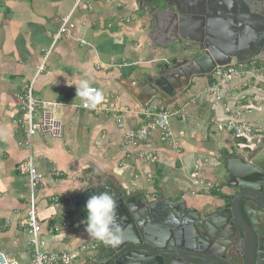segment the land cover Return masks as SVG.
Instances as JSON below:
<instances>
[{"label":"crops","instance_id":"1","mask_svg":"<svg viewBox=\"0 0 264 264\" xmlns=\"http://www.w3.org/2000/svg\"><path fill=\"white\" fill-rule=\"evenodd\" d=\"M71 12L75 29L55 41L53 36L61 19ZM150 18L138 10L136 0H0V252L9 260L31 264L33 255L26 225L27 179L19 170L25 158L18 144L23 133L17 123L21 97L32 81L38 108L42 109V102L54 103V108H47L63 120L65 127L61 138L37 135L34 140L35 162L44 175L38 213L45 248L74 249L91 240L82 223L86 212L81 218L76 210H86L88 200H78L77 196L89 184L96 186L99 178L112 181L114 188L120 185L129 195L143 193L146 199L144 179L132 181L137 166L125 154L116 119L121 117L126 126L137 127L146 119L145 110L159 106V98L144 103L136 98L144 95L143 88L135 82L144 78L147 68L173 55L153 47L148 34ZM78 39L88 44L80 45ZM46 50L50 53L45 68L36 76ZM85 79L99 92L104 106L128 107L130 112H89L85 101L77 96L76 85ZM193 100L198 109L190 115L196 121L194 117V123L186 121L184 115L173 120L177 123L173 130L180 143L179 151L158 143L159 160L145 166V170L152 172L155 181L149 186V200L162 192L167 200L184 201L187 209L194 208L202 214L214 211L220 204L218 194L232 192L222 185L221 178H228L224 158L234 152L230 151L231 139L211 127L213 111L208 103L202 96ZM184 101L186 97L180 93L167 104L183 107ZM196 162L205 166L204 176L215 184L210 193L218 197L216 200L172 197L175 190L179 192L178 185L186 187ZM172 182L177 187H169ZM54 197L59 199L57 206L53 204ZM6 221L8 226L4 225ZM64 221L70 223L69 227L56 233L50 231ZM102 245L101 242L97 251ZM97 251L83 253L75 264H84Z\"/></svg>","mask_w":264,"mask_h":264},{"label":"water","instance_id":"2","mask_svg":"<svg viewBox=\"0 0 264 264\" xmlns=\"http://www.w3.org/2000/svg\"><path fill=\"white\" fill-rule=\"evenodd\" d=\"M147 13L153 47L173 55L149 66L141 81V103L175 98L198 76L209 77L217 65L264 62V0H136ZM253 49L249 58H242ZM154 60H151V63ZM183 82V88L178 83ZM178 89V90H177ZM226 186L214 211L202 214L171 202L162 192L151 200L129 195L120 185L102 181L78 200L101 192L118 202L122 243L102 245L84 264H264V142L245 156L224 158ZM112 189V190H111Z\"/></svg>","mask_w":264,"mask_h":264},{"label":"built area","instance_id":"3","mask_svg":"<svg viewBox=\"0 0 264 264\" xmlns=\"http://www.w3.org/2000/svg\"><path fill=\"white\" fill-rule=\"evenodd\" d=\"M80 0H77V3ZM88 7H91L88 4ZM75 29L72 12L61 19L58 32L53 36L56 41L64 35H71ZM80 45L88 44L85 39H78ZM50 53L46 50L43 62L37 67L36 76L44 70V62ZM257 61H231L225 65H217L208 78V84L202 95V100L211 107L213 115L209 123L217 134L229 137L233 153L236 150H253L256 144L264 142V69L254 66ZM33 82V81H32ZM26 85L25 93L21 97L20 112L17 119L19 128L23 133L19 146L25 152V158L19 165V170L26 175L28 196L27 203V232L30 235L29 245L32 247L31 264H75L87 251H97L101 242L92 239L82 243L77 248L66 250H48L45 248L46 240L42 235V224L39 221L38 196L44 175L35 162L34 140L37 135L52 138H61L64 132L63 120L56 116L47 105L54 103H39L33 96V83ZM96 91V88L91 87ZM84 107L94 115L102 113L130 112L128 107L108 108L99 101L95 104L84 103ZM54 108V106H53ZM219 109V110H217ZM145 121L137 127H128L121 117H117V127L122 131L123 149L131 163L137 166V172L132 181L146 182L153 179V174L145 170V166L153 165L159 160L157 154L158 143L168 147L174 152L180 149V143L174 134L173 120L182 114L178 108H168L161 104L155 108L147 109L143 113ZM157 139L156 143L154 139ZM142 167L140 171V167ZM143 170V172H142ZM205 166L196 162L188 179V190L192 195L208 193L215 184L204 176ZM140 190H143L140 188ZM58 197L53 198V204L58 205ZM5 226L9 225L6 221ZM70 223L64 221L60 226L50 228L51 232H60L69 227ZM0 264H20L9 260L0 252Z\"/></svg>","mask_w":264,"mask_h":264},{"label":"clouds","instance_id":"4","mask_svg":"<svg viewBox=\"0 0 264 264\" xmlns=\"http://www.w3.org/2000/svg\"><path fill=\"white\" fill-rule=\"evenodd\" d=\"M77 87V96L89 104L98 103L101 99L98 91L91 89L88 80H82ZM118 202L113 194L101 192L90 197L86 203L87 218L85 231L92 239L102 242L106 246H119L124 237L123 226L118 220Z\"/></svg>","mask_w":264,"mask_h":264},{"label":"rangeland","instance_id":"5","mask_svg":"<svg viewBox=\"0 0 264 264\" xmlns=\"http://www.w3.org/2000/svg\"><path fill=\"white\" fill-rule=\"evenodd\" d=\"M233 61H235V60H233ZM254 66L257 68H261L262 70L264 69V63L261 61L255 62ZM136 71H139V70L136 69ZM140 73H141V71H140ZM143 73L144 72H142L140 75H143ZM207 84H208V78L206 76H198V77H194L192 79V83H191L190 87L188 88V90H186L184 92V96L186 97V101H184L183 104H185V105H183V107H179V106L177 107L180 110V113L182 115H184L183 116L184 120L194 123L195 116H193L194 117V119H193V117L190 115V112L193 111L194 109H198V106L194 103L193 99H196L197 97L203 95V93L205 92ZM262 87H264V85ZM164 105L167 106L168 108H173V106L169 107L167 102H164ZM195 121H196V119H195ZM173 122H174L173 123L174 126H177V123L175 121H173ZM248 152H249V149L248 150H241V151L236 150L234 153L237 156H245L248 154ZM220 169H221L220 171L222 173L225 172V170H223V167ZM204 173H206V171H204ZM225 179L227 180V176H223L221 178L222 185L226 184ZM144 182H145V184L143 185V188H144V192H145V197H146V199H149L150 198L149 186L152 185V183L155 181L152 180L151 182H146V181H144ZM168 186L169 187H177V185L174 184L173 182L171 184H169ZM185 186L186 187H181L180 185H178L179 192L177 193V190H175L172 197L176 198L178 195L179 196L182 195L183 199H185L186 201H197V200L203 199V198H206L207 200H209V199H211V197H213L212 199L216 200L218 198L217 196H221L218 193H217L218 195L215 196V194H213V193L211 194L210 192L192 195L190 193V191L188 190V186L186 183H185ZM174 189H176V188H174ZM181 192H182V194H181ZM36 195L37 196L39 195L38 191H37ZM27 196H28V190H27Z\"/></svg>","mask_w":264,"mask_h":264},{"label":"flooded vegetation","instance_id":"6","mask_svg":"<svg viewBox=\"0 0 264 264\" xmlns=\"http://www.w3.org/2000/svg\"><path fill=\"white\" fill-rule=\"evenodd\" d=\"M251 52H253V49H247L245 52H244V55L242 56V58L244 57V58H249L250 56H251ZM233 60H235L236 61V59H232L231 61H233ZM192 83V82H191ZM176 85H178V87H180V88H183V82L182 83H178V84H176ZM191 85V84H190ZM190 85L188 86V87H186V89L185 90H183V92L182 93H184L186 90H188V88L190 87ZM178 90V89H177ZM180 94V93H179ZM170 100V99H169ZM167 102V101H166ZM234 155H235V153H234ZM233 156V155H232ZM229 179V177L227 178V180Z\"/></svg>","mask_w":264,"mask_h":264},{"label":"trees","instance_id":"7","mask_svg":"<svg viewBox=\"0 0 264 264\" xmlns=\"http://www.w3.org/2000/svg\"><path fill=\"white\" fill-rule=\"evenodd\" d=\"M78 204H80V203H78ZM76 206H78V205H76ZM81 209V208H80ZM80 209H78L77 207H76V210H77V212H79V214H80V216H81V218H83L84 216H85V213H83V212H86V215H87V210H84V211H82V210H80ZM76 212V211H75ZM82 212V213H81Z\"/></svg>","mask_w":264,"mask_h":264}]
</instances>
